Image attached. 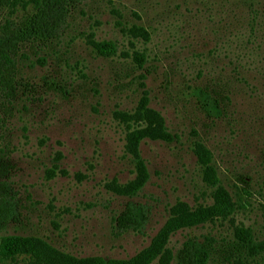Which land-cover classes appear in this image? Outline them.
Wrapping results in <instances>:
<instances>
[{
  "label": "rangeland",
  "instance_id": "obj_1",
  "mask_svg": "<svg viewBox=\"0 0 264 264\" xmlns=\"http://www.w3.org/2000/svg\"><path fill=\"white\" fill-rule=\"evenodd\" d=\"M12 69L0 182L16 214L0 264H180L187 244L241 227L264 264V0H72ZM127 207L138 228L118 225ZM176 209L211 215L180 226Z\"/></svg>",
  "mask_w": 264,
  "mask_h": 264
},
{
  "label": "trees",
  "instance_id": "obj_2",
  "mask_svg": "<svg viewBox=\"0 0 264 264\" xmlns=\"http://www.w3.org/2000/svg\"><path fill=\"white\" fill-rule=\"evenodd\" d=\"M33 7L21 15L16 13L15 9L18 0H0V14L5 7H12L14 17L6 18L0 25V89L10 84L12 71L17 53V47L23 42H28L32 38H53L62 27L67 17L68 4L72 0H32ZM34 36V37H33ZM97 49L104 48L109 42H93ZM135 55L145 57L144 53L136 52ZM4 186L0 182V228L4 223L16 214V211L9 209L6 197L7 193L3 190ZM118 193L126 194L128 190L116 189ZM228 196V194H227ZM6 198V199H5ZM229 198V197H228ZM181 216L175 220L177 225L192 226L207 220L211 213L207 209H198L190 211L188 209H176ZM143 211L136 207H127L118 216V225L123 228H138L142 220ZM243 230L244 228L241 227ZM238 228L234 233V238L228 240L224 245L210 247L206 250L202 247L201 241L194 242L184 246L176 257L180 264H251L252 259L261 252V247L252 243L247 234H243ZM248 231L250 229L246 228ZM3 238V237H0ZM5 240V238H3ZM7 245H17L14 242H7ZM40 255L39 252H35ZM260 254V253H259ZM257 263L255 260L253 264ZM92 264H139L137 261L120 260H97Z\"/></svg>",
  "mask_w": 264,
  "mask_h": 264
}]
</instances>
